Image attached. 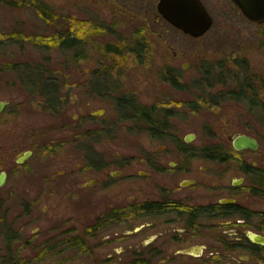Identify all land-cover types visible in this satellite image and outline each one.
Returning <instances> with one entry per match:
<instances>
[{
    "label": "rangeland",
    "instance_id": "1",
    "mask_svg": "<svg viewBox=\"0 0 264 264\" xmlns=\"http://www.w3.org/2000/svg\"><path fill=\"white\" fill-rule=\"evenodd\" d=\"M24 1L0 0V38L6 42L0 44V101H10L0 115V126L6 127L8 118L11 133V174L0 187V263L16 257L32 264L117 262L116 256L106 259L114 253V244L104 241L109 231L100 229L88 239L90 251L84 243L89 212L83 199H70L53 188L55 171L76 168L80 159L72 155L77 156V146L130 151L126 148L169 145L176 138L182 145L228 149L233 135L246 134L259 141V148L240 153L228 164L219 161L217 177L229 184L245 176V184L252 187L254 175L240 170V160L256 163L258 176L264 177V25L249 23L226 2L204 0L215 22L206 35L195 39L156 20L158 0H36L52 11L55 18L50 21ZM68 28L84 43L63 50L54 36ZM136 42H143L145 50L134 52ZM206 65L217 75L208 87L201 82ZM168 72L177 74L180 85H171ZM19 73L26 81L28 77L53 85L63 103L55 109L46 107L47 98L27 90ZM248 75L246 81L262 88L258 105L230 96L218 98L236 90L241 77ZM120 98L167 110L173 138L151 141L139 118H120ZM102 110L103 116L93 115ZM187 135H196L190 144L185 143ZM26 150L34 152L20 165L16 158ZM200 166L209 169L199 171L200 176L210 177L211 163L199 160L198 170ZM89 176L82 174L79 182ZM118 183L122 185L121 180ZM239 194L264 216V195L256 198L262 193ZM75 238L83 239L84 245L73 247ZM130 242L129 238L124 245Z\"/></svg>",
    "mask_w": 264,
    "mask_h": 264
},
{
    "label": "flooded vegetation",
    "instance_id": "2",
    "mask_svg": "<svg viewBox=\"0 0 264 264\" xmlns=\"http://www.w3.org/2000/svg\"><path fill=\"white\" fill-rule=\"evenodd\" d=\"M159 1L154 15L156 20L161 19L172 26L158 13ZM201 1L210 13L205 1ZM221 1L230 4L241 14L233 0H220L219 4ZM242 17L253 25H264V22L256 24ZM214 22L213 18V25ZM138 43L139 52L140 49L145 50L144 43ZM189 66L190 63L187 64ZM206 72L212 81L216 79L213 67L206 65L202 80ZM246 79L249 80V75L241 77L236 90H231L229 95L220 94L218 98L230 96L248 101L250 105L251 100L257 104L262 99V88ZM175 83L180 85L178 81ZM205 84L208 87L211 81ZM124 99L138 105L133 99ZM1 102L6 105L0 115L10 104L9 99ZM150 110L153 112L148 113L146 119L154 124L149 127L145 124V117L137 116L132 109L122 114L118 108V113L122 119L139 118L148 127L146 133L151 141L173 138L168 128V111ZM100 113L103 116L105 110ZM237 135L230 138L229 150L218 146L182 145L176 138L169 145H134L126 148L130 151H123L122 147L117 146H77V156L72 155L80 159L76 168L74 171L68 167L55 171L51 178L52 185L57 193H64L70 199H83L84 207L89 212L84 228V243L89 251L88 239L93 238L100 229L109 231L104 241L114 244V253H109L106 259L116 256L115 264H264V216L253 210L251 201L240 198L239 194L240 190H249L262 193L256 198L263 197L264 177L261 179L258 176L260 169L256 163L252 166L246 161H238L242 172L254 175L252 187L245 184V176L233 179L229 184L222 183L217 177L219 161L220 164H228L230 159L237 160L240 153L251 150L235 149L233 141ZM187 136L191 137L190 142L186 141ZM187 136L185 143L190 144L196 135ZM10 142L11 133L6 118V127L0 126V178L6 173V180L0 187L5 186L11 174L8 167L11 161ZM27 151L34 152H24ZM24 152L16 158L17 163ZM199 160L208 161L214 167L210 170V177L200 176V172L206 173L209 169L200 166L198 170L196 164ZM135 165H142L145 169L134 170ZM82 174L91 176L79 182ZM119 180L122 185L118 183ZM80 189L86 190L82 196L76 194ZM114 229L122 231L114 232ZM129 238L131 242L128 248L124 243Z\"/></svg>",
    "mask_w": 264,
    "mask_h": 264
},
{
    "label": "water",
    "instance_id": "3",
    "mask_svg": "<svg viewBox=\"0 0 264 264\" xmlns=\"http://www.w3.org/2000/svg\"><path fill=\"white\" fill-rule=\"evenodd\" d=\"M233 1L247 20L256 24L264 22V0ZM157 9L158 13L174 28L195 39L206 35L213 26V18L201 0H160ZM5 105V102L0 103V113L4 110ZM93 114L100 115L101 113ZM191 140V137L187 136L186 141L190 142ZM233 144L237 150H257L259 148L258 140L246 134L235 136ZM31 154V151L24 152L18 158V163H24ZM5 180L6 173H3L0 178V186L4 184Z\"/></svg>",
    "mask_w": 264,
    "mask_h": 264
},
{
    "label": "trees",
    "instance_id": "4",
    "mask_svg": "<svg viewBox=\"0 0 264 264\" xmlns=\"http://www.w3.org/2000/svg\"><path fill=\"white\" fill-rule=\"evenodd\" d=\"M24 3H29L31 6H34V8L37 9V11L39 12V14H41V16L46 19L47 21L53 20L55 18L54 14L52 13L51 10L47 9L46 7L43 6L42 3L36 1V0H25ZM8 38H12L11 40H15L13 39V35H9ZM55 39L58 40L57 44L59 46V48L63 49V50H69V49H75L80 47V44L84 43L82 41V39L80 37H78V35L76 33H74V31L70 28L65 29L63 31H61V33H57L54 36ZM5 39L0 38V44H5ZM140 44V43H138ZM137 44V45H138ZM139 46L134 49V51H138L139 52ZM142 50V49H140ZM176 73L175 72H168L167 73V79L171 82V84H175V79H176ZM25 74L23 73H19V77L22 81V83L24 85H26L27 90H29L30 92L34 93L36 91H40L42 95H44L47 99H46V104L45 106L48 107L49 109H55V107H59L60 104L63 103L62 99H60V97L57 95V92L55 93V88L52 86L48 87V85H46V82H44L43 80L38 79L37 82H33L32 80L28 79L27 77V81L25 78ZM48 83L51 84L49 81L50 79H47ZM211 81L210 79V74L206 72V74H204V79L202 80V84L205 83H209ZM204 86V85H203ZM132 100V99H129ZM120 101V105H119V112L124 114L126 113V110H133V113H136L137 116H143L145 118H143L145 120V124L149 126H153L154 122L149 121L148 119H146V116L148 115V113H152L153 111H151L149 108L143 107V106H139V105H135L133 104V102L131 103V101L126 102V99L122 98L119 100ZM258 105L256 103H254L251 100V105ZM135 106V107H134ZM58 109V108H57ZM264 112V110H263ZM73 247L74 245H84L83 244V239L81 238H75L73 241ZM59 243H56L59 246ZM54 248V247H53ZM45 252L48 251V247H46L45 249H43ZM44 253V252H42ZM17 257L14 259L9 258V260L6 259V262H2L0 264H32L31 260H25V259H18L17 261Z\"/></svg>",
    "mask_w": 264,
    "mask_h": 264
}]
</instances>
